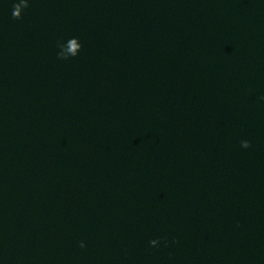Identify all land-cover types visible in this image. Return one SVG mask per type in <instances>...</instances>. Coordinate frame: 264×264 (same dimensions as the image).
Here are the masks:
<instances>
[{"label": "water", "instance_id": "water-1", "mask_svg": "<svg viewBox=\"0 0 264 264\" xmlns=\"http://www.w3.org/2000/svg\"><path fill=\"white\" fill-rule=\"evenodd\" d=\"M14 2L0 264H264V0Z\"/></svg>", "mask_w": 264, "mask_h": 264}, {"label": "clouds", "instance_id": "clouds-1", "mask_svg": "<svg viewBox=\"0 0 264 264\" xmlns=\"http://www.w3.org/2000/svg\"><path fill=\"white\" fill-rule=\"evenodd\" d=\"M28 6V0H18V2H14L13 3V8H12V16L15 19H20L21 18V12L22 9L26 8ZM243 147L247 148L249 147V142L248 141H244L243 142ZM157 240L158 239H152L150 240V244L151 245H157ZM165 243H167V240L165 238ZM81 247L84 246L83 242H81L80 244Z\"/></svg>", "mask_w": 264, "mask_h": 264}]
</instances>
